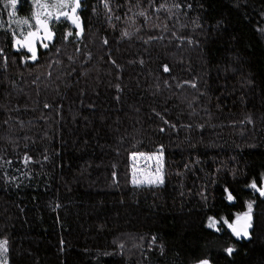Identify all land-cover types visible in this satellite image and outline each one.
Returning <instances> with one entry per match:
<instances>
[{"label": "trees", "instance_id": "obj_1", "mask_svg": "<svg viewBox=\"0 0 264 264\" xmlns=\"http://www.w3.org/2000/svg\"><path fill=\"white\" fill-rule=\"evenodd\" d=\"M35 5L0 0L6 264H264V0H81L33 60Z\"/></svg>", "mask_w": 264, "mask_h": 264}, {"label": "snow or ice", "instance_id": "obj_2", "mask_svg": "<svg viewBox=\"0 0 264 264\" xmlns=\"http://www.w3.org/2000/svg\"><path fill=\"white\" fill-rule=\"evenodd\" d=\"M17 2L18 0H5V6L10 7L12 11L9 13V15L15 16L16 15V9H17ZM35 4L38 9L44 8V9H70V11H60L59 15L55 16L56 20H59L62 17L66 20H70L71 23L77 28L81 29V23H80V17L77 15V10L81 7V0H53V3H42V0H35ZM105 7H107V4H105ZM163 7V5H161ZM143 15V13H141ZM53 17L52 11H47V14L44 15V18H42V13L40 11H37L34 14L35 19V25L36 30L35 31H29L27 36L24 38L23 41L17 40V43L20 45L21 48H27V50L32 54L31 59L35 60L37 58V52L35 48V42L36 40L40 39L39 33L41 30L45 33L43 39L51 40L52 39V33L49 31L48 23L49 20ZM24 24H28V26L31 28L32 25L29 24V21L25 19L23 21ZM69 35H72V33H69ZM79 35V33H77ZM107 43V41H105ZM44 48H47L48 45L45 43L42 45ZM164 71L168 72L169 68L167 66H164ZM195 87V85H192ZM47 107V105H46ZM162 183V179L160 180ZM139 183V182H138ZM155 183V181H153ZM253 189H256L260 192L262 196H264V187H258L256 183H253L251 185ZM229 200L232 199L231 194L229 193L228 197ZM249 212L251 211V204H249ZM244 216L247 218V220H250V216H248L247 213L244 214ZM240 217L237 218V224H229V227L232 228L233 233L237 237L241 236H247L248 235V227H250L249 223L240 224L239 223ZM215 221H213L209 226L212 227L214 225ZM227 223V222H226ZM238 225V226H237ZM8 241L3 240L0 241V256H3L5 258V264L7 259V252H8ZM234 250L232 248H228L227 252L231 254ZM203 264H207L206 261L203 262Z\"/></svg>", "mask_w": 264, "mask_h": 264}, {"label": "rangeland", "instance_id": "obj_3", "mask_svg": "<svg viewBox=\"0 0 264 264\" xmlns=\"http://www.w3.org/2000/svg\"><path fill=\"white\" fill-rule=\"evenodd\" d=\"M42 3L51 4V3H53V0H42ZM37 11H40L42 13V18H44V15L47 14V11H52L53 12V17L51 19H55V16L59 15L60 11H70V9H44V8L38 9L37 6L35 5V13ZM78 11H79V9L77 10V15H78ZM61 18H63V17L61 16ZM50 20H49V22H50ZM48 27H49V23H48ZM35 30L36 29H34L32 31H35ZM44 35H45V33L43 32V30H41L40 33H39L40 39L36 40L35 45H34L35 48H36V52H37V47L38 46L43 47L42 46L43 44H45V43L48 44V43H50L52 41V39L51 40L43 39ZM26 36H24L22 38H17L15 40V48L16 49L24 50V51L29 52L27 50V48H21L20 45L17 43V40L23 41ZM132 163H133V167H134L132 173H133V176H134V180L137 183L139 182L138 184H149V185H152V184L161 183L160 180L162 179V174H163V158H162L161 155H159V154H155V155H136V156L132 157ZM153 181H155V183H153ZM244 220H247V218L246 217H241L239 221H244ZM211 223H209V225ZM210 228H212L214 230H217V228H218L217 222H215L214 225L212 227H210Z\"/></svg>", "mask_w": 264, "mask_h": 264}, {"label": "water", "instance_id": "obj_4", "mask_svg": "<svg viewBox=\"0 0 264 264\" xmlns=\"http://www.w3.org/2000/svg\"><path fill=\"white\" fill-rule=\"evenodd\" d=\"M263 187H264V185H263ZM259 194H260V192H259ZM260 196H262V195L260 194ZM249 221H250V220H249ZM249 221H248V220H244V221H239V223H240V224H244V223H249V224H250ZM236 224H237V221H236L235 225H236ZM237 226H238V225H237ZM247 231H248V235H247V236H241V237H237V236L233 233V230H232V233H233V235H234L235 237H237V238H243V239L249 240V237H250V227H248Z\"/></svg>", "mask_w": 264, "mask_h": 264}]
</instances>
